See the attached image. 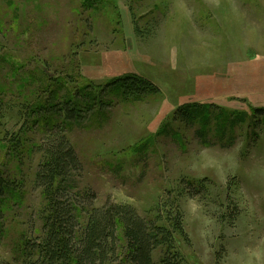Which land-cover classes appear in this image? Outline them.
<instances>
[{
	"label": "rangeland",
	"instance_id": "1",
	"mask_svg": "<svg viewBox=\"0 0 264 264\" xmlns=\"http://www.w3.org/2000/svg\"><path fill=\"white\" fill-rule=\"evenodd\" d=\"M88 1L0 0V168L20 184L0 213V262L22 264V239L40 235L33 177L46 134L23 109L49 98L47 75L66 81L62 100L86 85L106 96L108 106L67 131L81 160L72 188L91 196L84 207L126 204L163 220L179 209L187 264H264V121L255 114L264 110V0ZM131 77L157 91L106 94ZM192 105L212 109L206 128L202 116L194 125L178 116ZM220 112L233 119L219 129ZM187 181L205 183L198 192Z\"/></svg>",
	"mask_w": 264,
	"mask_h": 264
},
{
	"label": "trees",
	"instance_id": "2",
	"mask_svg": "<svg viewBox=\"0 0 264 264\" xmlns=\"http://www.w3.org/2000/svg\"><path fill=\"white\" fill-rule=\"evenodd\" d=\"M95 4H99V1H88L84 6L93 8ZM136 31H139L137 27ZM44 78L45 92L49 98L41 99L23 109V116L29 126L43 128L46 136L36 148L41 157L33 177V185L41 190L43 196L40 211L42 227L36 239H22L21 263L187 264L177 244V238H185L179 209H176L174 217L169 213L167 220H163L161 217L144 218L136 209L126 204H106L96 208L87 203V207H84V198L91 196L88 193H75L72 188L73 174L81 169V160L67 131L73 126L82 125L96 115L100 108L108 106L103 103L106 96L103 92L95 93L92 85H86L62 100L61 94L68 90L66 81L61 78L50 79L47 75ZM122 82L124 84L120 86L108 85L106 94L111 95L113 90L119 89V96L130 99L145 95L148 91H157L153 84L137 77L126 78ZM27 86H30L29 81L22 80L18 86L20 93ZM0 90L6 94L3 87ZM181 114L184 116L183 123L188 125H194L202 116L206 128L212 109L192 105L181 109L178 116ZM255 114L256 117H261L260 121H264V110L258 109ZM231 119L232 114L220 112L215 120L220 129L219 124L227 125ZM10 145L11 155L14 156L25 147L18 137L12 139ZM195 183L197 182L189 181L188 188L198 191L205 181ZM19 187L18 181L1 167L0 213L19 194ZM159 251L160 256L156 259L155 253Z\"/></svg>",
	"mask_w": 264,
	"mask_h": 264
}]
</instances>
